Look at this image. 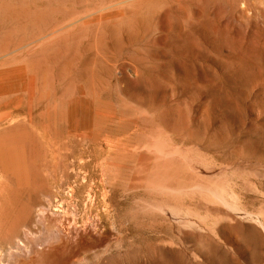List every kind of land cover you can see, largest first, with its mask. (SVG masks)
Here are the masks:
<instances>
[{
	"label": "rangeland",
	"instance_id": "1",
	"mask_svg": "<svg viewBox=\"0 0 264 264\" xmlns=\"http://www.w3.org/2000/svg\"><path fill=\"white\" fill-rule=\"evenodd\" d=\"M153 145L236 167V204L261 209L246 187L264 172V0H0V264H223L143 213L174 197L147 189L154 163L194 174ZM189 196L184 216L213 220ZM60 212L78 227L63 254L46 250Z\"/></svg>",
	"mask_w": 264,
	"mask_h": 264
},
{
	"label": "bare ground",
	"instance_id": "2",
	"mask_svg": "<svg viewBox=\"0 0 264 264\" xmlns=\"http://www.w3.org/2000/svg\"><path fill=\"white\" fill-rule=\"evenodd\" d=\"M80 111H81L80 114H82L84 117H86V120H89V121L91 120V116H90L89 112H86V111L84 112V110H80ZM172 133H173V131H172ZM169 143H167V145ZM107 145H108V141H107ZM169 147H162V146L153 145V146H149L147 148L144 147V148L146 150H148V151L153 153V158L163 159V160H170V162H172L174 160L175 162L171 163L174 166V167L172 166L173 167V169H172L173 171H174V168H176V169L180 168V170H181L182 168L178 167V165L186 163L187 165H189L191 167V169L193 170L194 174L191 176V174H192V172H191V174H190L191 177L186 178L187 176H185V175H183L184 177L181 176L182 171L179 172L178 170L176 171V169H175L176 174H173L172 176H169L168 172L166 171L167 170L166 167L168 165H170V164H167V166H165V164L164 165H157V163L156 164L154 163L152 165L153 166V170L151 171L152 172L151 175L148 176V174H147V176H148V180L150 182H155V183H150L149 182L150 186L149 187L147 186V189L150 188V189H152L154 191H156L157 189L158 190H166V191L173 192L175 195L172 193L174 197L171 198L170 196H168L170 198L166 200L165 198L167 197V195H170L169 194L170 192H169V193H167L166 196H164L163 199H165V200H163V201H161L159 203H154L153 201L150 200L151 202H153L155 204V205H153L151 203L152 204V205L150 204L151 206H149V205L147 206L148 202H146V203L144 202L146 206L145 207L142 206L143 213L144 214H149L151 212V214H152V212H155V213L158 212V213L162 214V216L165 215L164 217H168L169 219L171 218L172 220L175 221V225L173 224L174 225L173 232H174L175 240H174V238H172L173 242L172 241L170 242L167 239L168 242L171 245L175 244V243H178V242L183 244V246H184V244H192V245L200 244V245H202L204 248L201 247V246H199L200 248L197 247L190 254L191 257L189 256V258H192V260L195 261V262L201 261V260L209 261V259H210L209 257L211 255V256L216 257L217 260L222 261L223 264H236V260H237L236 258L237 257L241 258L244 261V264H264V201L262 203L263 205H262L261 209L260 210L258 209L259 211H257V212H255L256 210L255 211H251L250 209L248 210L246 208H242L243 206L242 207L238 206L236 204V200L238 199L237 197H240V195L237 196L236 192L234 191V187L237 185L238 181H237V178H234L233 174H229V172H233L235 170H238L236 167L233 168V167H226L225 166V168H220L219 169V167L217 166L218 169H214V168L213 169H209V170H207V173H206L201 168L202 166L200 167L199 164H201V163L196 157H193L190 153L182 152V150L180 151V148L177 150V149H175V147H173V148H172V146L170 148ZM95 149L97 150V148H95ZM88 152H89V150H88ZM203 160H204V158H203ZM74 161L75 160H73L72 162H74ZM80 162H82V161L80 160ZM91 162H93V161H91ZM84 163H86V162H84ZM143 163H145V162H143ZM150 163H151V158H148L146 163H145V165L147 166ZM71 164L73 165V163H71ZM75 164H77V163H75ZM240 164H242V163H240ZM249 164H247L245 166L248 167ZM237 165H239V163ZM237 165H235V166H237ZM251 165H253V164H250L249 166H251ZM254 165H255V168H257L256 167V163ZM257 165H258V163H257ZM86 166H89V165L86 164L85 168H87ZM227 166H228V164H227ZM242 167H243V165H242ZM262 167H261L260 171H255V173H254L255 181L253 182V185L249 181L250 184L252 185V187L251 188L250 187L249 188L246 187L247 192L249 191L248 193H250V191H252V192L260 194V191L264 189V172L263 171L261 172V170H263ZM82 169H83V167H82ZM150 169H152V168H150ZM150 169H149V171H150ZM242 169L243 168H241V170ZM251 169L253 170L254 168H251ZM257 169H259V168H257ZM168 170H170V168ZM175 171L174 172L171 171V172L175 173ZM239 171H240V169H239ZM178 172L181 173V174L179 175ZM252 172H254V170ZM235 173H237V171H235ZM239 173H241V172H239ZM245 174L248 175V173H246V172H245ZM243 175H244V172H243ZM247 175H245V176L247 177ZM238 176L239 175H237V177ZM245 176H242V178L245 177ZM251 178H249V179H251ZM249 179H247V180H249ZM146 180L147 179H145V182H146ZM239 182H240V180H239ZM244 184L242 185V187L244 186ZM82 185H84V183ZM82 185H79V186H82ZM141 186H142V184H141ZM71 189H73V188L71 187ZM237 191H238V189H237ZM186 194H189L195 200L197 198H200L201 201L204 203V205L206 207H208L210 213L211 212L214 213L215 216H214L213 220H211L209 218L210 221H213L212 225L208 224L209 219H207V218H205V219L204 218L203 219L199 218L198 217L199 213L198 214L196 213L197 211L196 212L194 211L195 214H197V216L193 215L194 212H193V214L190 213V215L187 216V217L184 216V213H186V211L188 210V208L186 207L187 204L185 206V204L183 202L184 201L183 200L184 199V195H186ZM261 194H262V192H261ZM151 196H152V194H151ZM190 196H189V198H190ZM252 196H254V194ZM256 197H257V195H256ZM260 197H258V198H260ZM159 198H158V200H159ZM263 198L261 200H263ZM241 200H242V198H241ZM243 200H245V199H243ZM252 200H254V199H252ZM240 202H242V201H240ZM254 202H256V200H254L253 203ZM259 202H262V201H259ZM237 203H238V201H237ZM253 206L256 207L257 205H253ZM190 209H193V208H190ZM190 211H188V212H190ZM73 215H75V213ZM153 215H155V214H152V217H153ZM191 215H193V216H191ZM140 217H141V215H140ZM157 219H159V218H157ZM161 220H164V219H161ZM161 220L160 221L158 220V222L162 223ZM166 221L167 220L165 219L164 223ZM152 223H154V221ZM166 223L168 224V222H166ZM170 223H171V221H170ZM55 228H56L57 231H54V234L49 239H47V241H46V247H47L46 250H48L49 252H52V251H54L56 249H60V250H63L61 252V254H63L66 251V249H68L66 245L69 243L70 239L72 238L73 231L78 228L77 227V222L69 220L68 216H66L65 214H61V212H60V214L58 213V215H57V221H56ZM94 229H97V228H94ZM171 229H172V224H171ZM83 230H84V228H83ZM86 230H89V229L86 228ZM90 230H92V229H90ZM162 230H163V228H162ZM169 230H170V228H169ZM95 232H97V230H94V233ZM242 236H245V237H247L249 239L247 244H243V242L241 241V237ZM163 240H164V242H166L164 238H163ZM82 242H84V241H82ZM84 244H78V247L83 245L82 247L87 249L88 247L86 246V244L85 245ZM118 246H120V245H118ZM166 246H167V244H166ZM85 249H83L82 251H85ZM108 249H111V248H109V246H107V250ZM117 249H118V247H117ZM36 254L37 253H36V250H35L33 252V255L26 256L27 258H24L22 256L23 259L18 261L17 264H45L43 261L38 262V260L40 258H38ZM78 257L79 256L77 255L76 258L78 259ZM70 260H71V258L63 260V261L62 260H60V261L55 260V262H53V263L51 262V264H55V263L56 264H67V262H69ZM190 261H191V259H190ZM73 262H74V259H73Z\"/></svg>",
	"mask_w": 264,
	"mask_h": 264
}]
</instances>
